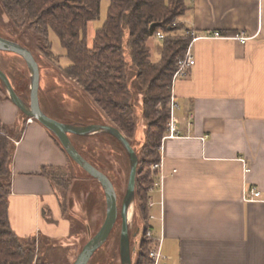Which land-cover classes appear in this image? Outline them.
<instances>
[{"label":"crops","instance_id":"obj_1","mask_svg":"<svg viewBox=\"0 0 264 264\" xmlns=\"http://www.w3.org/2000/svg\"><path fill=\"white\" fill-rule=\"evenodd\" d=\"M186 5L177 23L199 37L191 50L196 64L173 88L179 137L162 142L164 182L151 193L152 233L162 239L166 264H264V203L244 199L254 187L264 193V0ZM0 21L9 24L1 4ZM2 84L0 121L15 134L23 130L12 165V229L23 243L38 240L48 264H72L70 242L91 231L89 206L77 189L78 201L64 210L42 170L66 168L70 160L53 133L38 122L23 124ZM68 127L88 135L101 130ZM56 252L63 253L60 262Z\"/></svg>","mask_w":264,"mask_h":264},{"label":"trees","instance_id":"obj_2","mask_svg":"<svg viewBox=\"0 0 264 264\" xmlns=\"http://www.w3.org/2000/svg\"><path fill=\"white\" fill-rule=\"evenodd\" d=\"M0 4L19 31L26 26V30H33L46 41L49 40L50 31L59 37L66 56L72 62L64 72L78 87L70 91L71 99L76 104L72 110L63 108L65 90L62 87L63 97L60 96L57 102L50 101L40 89L41 110L47 117L65 126L112 129L94 135L69 133V137L81 156L113 183L120 212L127 198L128 188L125 194H121L116 184L115 173L108 168L112 161L107 162L105 156L113 153L116 157L114 161L122 168L125 167L128 185L132 167L135 160L137 161L133 225L128 231L129 251H133V241L140 239V250L135 264H153L150 249L156 237L149 238L147 233L153 229L151 193L160 184L159 171L153 170V166L161 161L162 142L171 120L173 77L192 42L191 32L184 25L174 26L175 22L188 11L186 0H110L106 22L97 30L92 48H88L83 33L90 21L99 18L101 0H0ZM158 33H163L165 38L162 41L161 59L153 63L147 42L152 37H157ZM0 38L30 51L38 63L30 45L18 39H6L2 36ZM43 52L49 59L56 58L50 42L43 48ZM127 55L130 57L131 68L135 70L136 81L144 96L142 114L147 127L142 159L138 158L140 152L135 148L137 108L132 101ZM1 58L0 70L7 76L19 99L30 104L32 77L30 71L19 69L21 66L29 70L28 64L22 57L12 53L0 52ZM50 104H54L55 107L52 108ZM27 118L28 116L21 112V119L24 122ZM22 132L23 130L15 134L0 121V264H46L41 258L39 245L35 239L23 243L13 231L10 221L9 200L15 142L21 139ZM119 135L130 142L135 151L134 158L127 151ZM54 138L65 152L56 136ZM68 158L70 162L76 164L69 156ZM64 169L43 168L42 175L53 184L57 183L68 189L69 183L63 173ZM86 175L98 182L88 173ZM90 197L94 209L97 206L96 199L92 197V193L89 194L88 198ZM105 198L107 203L106 195ZM91 212L92 210L88 212V224L92 230ZM107 213L108 204L103 223ZM122 241V223L119 227L116 223L109 240L95 253L89 264H118L122 254Z\"/></svg>","mask_w":264,"mask_h":264},{"label":"rangeland","instance_id":"obj_3","mask_svg":"<svg viewBox=\"0 0 264 264\" xmlns=\"http://www.w3.org/2000/svg\"><path fill=\"white\" fill-rule=\"evenodd\" d=\"M109 6H110V0H101V11H100L99 18L92 20L88 23L87 28L85 32L83 33V38L86 40L88 48L93 47L94 38H95V34L97 30L100 29L106 22ZM3 12L5 13L4 10ZM5 16L7 17L9 24L3 23L0 21V36L6 39H18L21 42L28 44L32 47L37 57L39 66H40L41 92L44 93V95L48 96L50 101L54 100L57 102L60 96L63 97L61 95V90L62 89L65 90V93H63L65 94L64 100L62 101V105L64 106L63 108L65 109L68 108L72 110L76 102L73 99H71L72 92L70 91L78 87L76 85V82L73 79L67 78L65 75L64 70L67 67L71 66L72 62L66 56V51L62 47L59 37L53 31H50L48 41L51 43L52 52L54 55H56V58L49 59L45 56L43 52V48L44 47L46 48L49 45L48 41H46L44 38H41L40 36H37L33 30H26V26H24V28L21 31H19V28H17L14 25V23L10 20V18L7 16L6 13H5ZM37 39H40V40L37 41ZM147 45L148 47H150V50H151V61L153 63L158 62L161 59L162 43L158 40L157 37H152L147 42ZM0 60H2V58ZM127 61L129 65L128 68H129V75H130V86H131V91L133 94L132 101L137 108L138 128H137L135 148L137 152H140V155L138 158L142 159L143 158L142 147L146 144V127H147V122L145 121L143 114H142L144 96H143V92L141 88L139 87L136 81L135 70L131 68L132 62L130 60L129 55H127ZM5 66L8 67L7 64H5ZM19 69L21 71H30V68L29 70H27V69H23L21 66H19ZM29 73L31 76V71ZM0 93L4 94V97L5 95L7 96L6 89L3 86L1 80H0ZM77 94L79 96H82L80 92H77ZM0 98H2L1 95H0ZM25 105L29 107L30 104L26 102ZM51 106L52 108L55 107L54 104H52ZM28 120L29 118L26 120V122H23V124L27 125ZM34 122L36 121L33 120V123ZM75 127H78L79 129L82 128L80 126H75ZM79 133L83 135L91 134L89 131H86V132L84 131V132H79ZM105 157H106L105 159L107 162L112 161L111 166H108V168L112 169L113 172L115 173L116 184H117L118 189L121 191V194H125L128 188L127 179L125 175L126 173L124 172L125 167L122 168L118 162L114 161L116 157L114 156L113 153L110 152V154L108 153ZM63 173L66 176V179L68 180L69 188L65 189L62 186L58 185L57 183H54V186L61 199L64 210H68V213H69L71 202L76 203V201H78L72 195L73 191L76 192L77 189L79 190L78 199L82 203L83 207L89 206V210H92L91 212L92 215H90V220H92V230L90 229L91 231L89 232L85 228L80 230L81 237L78 239V241L72 240L70 242L73 245L72 246V256L75 261L79 253L82 251L83 247L90 240V238L93 236L95 237L99 233L100 229L102 228L103 226L102 224H104L103 221H104V215L106 212V205L108 204V200L106 203L105 192L102 186L98 182L91 180L86 175V173L81 167L79 168L76 164L70 162V165L63 170ZM91 193H92V197L96 199V203H97V206L94 209L92 207L93 204L91 203L92 198L91 197L88 198L89 194ZM121 223H122L121 218H119L117 221V226L119 227ZM132 225H133V220L129 223V228H131ZM35 241L37 243L39 242L38 240H35ZM139 241L140 239L133 241L132 243L134 245L133 251L130 252L129 251V248H130L129 240L123 239L122 254L118 259V264H132V263L135 264L136 263L137 256L140 250ZM54 256H55V259H54L55 262H60L59 259L63 257V253L56 252ZM41 258L44 263L48 264L47 258L44 255Z\"/></svg>","mask_w":264,"mask_h":264},{"label":"water","instance_id":"obj_4","mask_svg":"<svg viewBox=\"0 0 264 264\" xmlns=\"http://www.w3.org/2000/svg\"><path fill=\"white\" fill-rule=\"evenodd\" d=\"M0 52L3 53H12L22 57L25 62L28 64L29 68L31 69V94H30V105L28 110L23 105L22 101L19 99L17 94L15 93L13 87L11 86L7 76L0 70V79L6 85L11 98L16 103V105L20 108V110L26 114L29 119H33L51 133H53L60 144L62 145L63 149L67 153V155L79 166L81 167L86 173H88L93 179L97 180L107 197L108 200V213L105 219V222L100 229L99 233L95 236L90 238L87 244L83 247L82 251L77 256L76 260L73 264H89L95 253L102 248L107 241L119 219V215L122 218V238L128 239V231H129V220H128V211L131 205V202L134 201L133 194L136 188V178H137V168L138 163L135 160V163L132 167L128 185V193L125 202L123 203L121 212L118 208V196L115 190L113 183L110 179L104 175L102 172L97 170L94 166H92L87 160H85L81 154L75 148L73 142L69 137V133H79L78 131H73L68 126H65L59 123L56 120H53L43 114L40 106V99H39V90H40V67L33 54L26 50L25 48L12 44L6 40L0 38ZM99 128V127H96ZM103 132L112 131L110 127H100ZM120 140L125 145L127 151L131 155L132 158L135 156V151L132 148L130 142L122 135H119Z\"/></svg>","mask_w":264,"mask_h":264},{"label":"built area","instance_id":"obj_5","mask_svg":"<svg viewBox=\"0 0 264 264\" xmlns=\"http://www.w3.org/2000/svg\"><path fill=\"white\" fill-rule=\"evenodd\" d=\"M178 23L175 22L174 26H176ZM191 37H192V42L189 46V49L187 51V54L185 56V58L183 60H181L178 64V68L177 71L173 77V81H172V92H173V88L175 86V83L182 78H185L189 71L195 66L196 61L191 53L192 50V46L193 44L199 40V37L192 31L191 33ZM215 37L219 38L220 35L217 33L215 35ZM157 38L161 41L164 40L165 35L163 33H158L157 34ZM237 40L240 41L243 44H246L247 41L249 40V38L245 37V36H240L237 37ZM171 120L169 122V126H168V130H167V134L166 136L163 138V140L165 139H169V138H175V137H179L176 126L174 124V110L176 108V104H175V98L174 95L172 93V97H171ZM28 123H33V119H29ZM18 142H15V144H17ZM162 169V162L160 161L159 164H155L153 166V170L159 171V187L161 189L163 182H164V175L160 173ZM154 191V189L152 190ZM245 201L246 202H256V203H264V193L262 191H260L258 188H252L249 192L245 193ZM153 203L150 200V208L153 207ZM160 205L162 206V202L160 203ZM154 217H151V220ZM147 236L149 238H153L154 234L152 233V231H148ZM162 248H163V242L162 239H156V241L152 244V247L150 249V257L153 260V264H166L164 263L165 257L162 254Z\"/></svg>","mask_w":264,"mask_h":264},{"label":"bare ground","instance_id":"obj_6","mask_svg":"<svg viewBox=\"0 0 264 264\" xmlns=\"http://www.w3.org/2000/svg\"><path fill=\"white\" fill-rule=\"evenodd\" d=\"M81 131V130H80ZM102 133L103 131H95L94 134L96 133ZM134 201L131 202V205H130V208H129V211H128V220H129V223L133 220V217H134Z\"/></svg>","mask_w":264,"mask_h":264}]
</instances>
